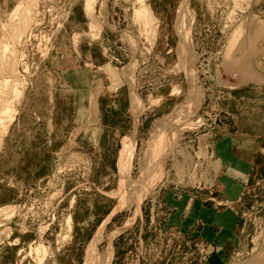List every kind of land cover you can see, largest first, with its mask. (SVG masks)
I'll use <instances>...</instances> for the list:
<instances>
[{
	"label": "rangeland",
	"instance_id": "374dc122",
	"mask_svg": "<svg viewBox=\"0 0 264 264\" xmlns=\"http://www.w3.org/2000/svg\"><path fill=\"white\" fill-rule=\"evenodd\" d=\"M86 1L0 0V42L15 46L18 65V85L3 93L15 111L0 149V210H16L0 214V264H85L101 233L100 264L109 255V264H201L192 243L161 237L155 227L166 218L164 201L173 189L197 182L195 157L207 158L210 135L200 142L193 135H206L216 117L233 109V125L264 148V81L243 82L226 63L232 58L238 66L247 57L250 71L264 80V34L259 39L250 28L264 22V0H93L92 17ZM141 1L156 19L155 40L136 15ZM26 8L34 20L17 32ZM239 28L245 39L242 34L231 48ZM108 65L122 80L115 89ZM74 70L88 72L90 94L102 84L94 124V95L81 99L90 111L85 119L66 80ZM192 79L196 96H190ZM231 93L232 100L225 96ZM193 96L187 119L168 125ZM128 141L134 158L121 176ZM245 204L240 214L247 227H240L242 244L228 264H246L264 251V187L250 189ZM38 245L43 250L36 253Z\"/></svg>",
	"mask_w": 264,
	"mask_h": 264
},
{
	"label": "crops",
	"instance_id": "0c3cea01",
	"mask_svg": "<svg viewBox=\"0 0 264 264\" xmlns=\"http://www.w3.org/2000/svg\"><path fill=\"white\" fill-rule=\"evenodd\" d=\"M66 80L80 96L79 114L87 119L90 111L81 106V99L87 101L85 95L95 94L89 92L88 72L74 70ZM225 96L232 100L234 93ZM231 112L225 114L224 127H217L215 133L211 128L216 138L207 140V158L195 157L202 165L197 182L173 189L164 201L166 218L155 227L161 229V237L167 234L172 241L192 243L203 257L201 264H228L237 254V245L242 244L239 229L245 232L247 227L246 214H240L242 207L250 189L264 187V148L257 147L246 129L233 125ZM194 137L199 142L202 138Z\"/></svg>",
	"mask_w": 264,
	"mask_h": 264
},
{
	"label": "bare ground",
	"instance_id": "6f19581e",
	"mask_svg": "<svg viewBox=\"0 0 264 264\" xmlns=\"http://www.w3.org/2000/svg\"><path fill=\"white\" fill-rule=\"evenodd\" d=\"M184 1H186V0H184ZM140 2V1H139ZM142 2V1H141ZM189 1H187L186 3H188ZM32 3V2H31ZM143 3V2H142ZM33 4V3H32ZM141 4V3H140ZM186 5V4H185ZM33 6V5H32ZM142 6V8L141 9H139V11L136 13V15H138V18L140 19V20H142L143 21V23H144V25H145V28L147 27H150V29H152V31L151 32H153V37H152V39L153 40H155V38H156V35H157V26H156V19H155V17H154V15L152 14V11H151V9L150 8H148L147 6H145L144 5V3H143V5H141ZM187 6V5H186ZM185 6V7H186ZM20 7V6H19ZM17 8V9H19L20 10V8ZM140 7V6H139ZM31 8V7H30ZM16 9V10H17ZM15 10V11H16ZM187 10V9H186ZM185 10V11H186ZM18 11V10H17ZM16 11V12H17ZM19 12V11H18ZM86 12H87V14L89 15V16H94L93 14H94V1L93 0H87L86 1ZM182 13V12H181ZM188 13V12H187ZM187 13H184V14H182V16H181V18H183V20L187 17ZM14 15V14H13ZM12 15V16H13ZM33 15V14H32ZM32 15H31V12H30V9H28V8H26V10L25 11H23V13H22V16H21V19L19 20H17L18 22H19V24L17 25V32H22V30H24L25 28H28V25L30 24V21H31V19H33L32 18ZM15 16H16V14H15ZM15 19V18H14ZM17 19V18H16ZM15 19V20H16ZM15 20H12V22L14 21L15 22ZM34 20V19H33ZM186 21V20H185ZM254 21V20H253ZM253 21H252V23H251V25L252 24H254L253 23ZM11 22V23H12ZM248 22V21H247ZM92 23H94V22H92ZM260 23V22H259ZM95 24V23H94ZM186 25V23H183V25ZM183 25H182V27L179 25V28H177L178 29V32H179V34L180 35H183L182 37H183V39L184 40H186V41H189L190 39H189V37H188V33L187 32H185L184 31V29H183ZM184 25V26H185ZM4 26V25H3ZM12 26V25H11ZM93 26V25H92ZM16 27V26H15ZM95 27V29H96V26H94ZM94 27H93V29H94ZM240 27H242V26H240ZM9 28V27H8ZM14 28V27H13ZM97 28H98V26H97ZM146 28V29H147ZM252 30H253V32H254V34L255 35H257L258 37H259V39H261V37H263V36H261L260 37V34L262 35V34H264V22L262 23V21H261V23L260 24H254L252 27H250ZM247 29V28H246ZM7 30V29H6ZM16 30V29H15ZM28 30V29H27ZM92 30V29H91ZM149 30V29H148ZM235 31V30H234ZM237 31V30H236ZM239 31V32H238ZM238 31L237 32H235L234 33V35H233V37H231L230 38V42L228 43L230 46H231V48H233L235 45H238V44H236L237 43V41L239 40V38L241 37L242 38V34H243V38H244V32H243V30L242 31H240V28L238 29ZM245 31V30H244ZM249 32V31H248ZM25 33V32H24ZM93 33V32H92ZM246 33V32H245ZM19 34V33H18ZM248 34V33H247ZM254 37V39L255 38H257L256 40L258 41V37ZM248 37H249V35H248ZM22 38V37H21ZM2 39V38H1ZM4 39V38H3ZM245 39V38H244ZM249 39H251V37L249 38ZM254 39H253V42L252 43H256L257 41H255L254 42ZM7 40V39H6ZM6 40H5V42H6ZM14 40V39H13ZM183 40V41H184ZM16 41V40H15ZM21 41V40H20ZM242 41V40H241ZM245 41V40H244ZM154 42V41H153ZM239 42V41H238ZM16 43V42H15ZM240 43V42H239ZM8 44L9 43H7L6 42V44L5 43H1L0 42V74H1V76H3V78H4V80L3 81H0V149L2 148V146H3V144H4V139H5V136L7 135V127H8V124H10L11 122H12V118H13V113H14V109H12L11 108V106H9L8 105V101L6 100V98H5V93L4 92H6L5 90L7 89V88H9V87H13V86H16V85H18V81L17 80H14L15 78L14 77H17V73H18V71H17V60H16V55H15V53L17 52L16 50H15V46L14 47H10V46H8ZM248 44H249V41H248ZM251 44V43H250ZM228 45V47L230 48V46ZM245 45V44H244ZM253 45V44H252ZM187 46V45H186ZM249 46V45H248ZM238 47H240L241 48V46L239 45ZM250 47H252L251 45H250ZM187 48V47H186ZM235 48H237V46L235 47ZM235 48H234V50H235ZM239 48V49H240ZM242 49V48H241ZM246 49H247V47H246ZM250 49V48H249ZM234 50H233V52H234ZM229 51V50H228ZM227 51V52H228ZM254 51V50H253ZM257 52V51H256ZM238 53V52H237ZM249 53H250V51H249ZM255 53V52H254ZM254 53H253V55H254ZM259 53V52H258ZM227 54H229V52L227 53ZM240 54H242L241 52H240ZM256 54V53H255ZM244 55V54H243ZM248 55H250V54H248ZM228 56H230V57H233V56H231V54L230 55H228ZM256 56V55H255ZM254 56V57H255ZM244 57H245V55H244ZM243 57V58H244ZM248 57H250V56H248ZM234 58V57H233ZM246 59H247V57H245ZM187 59V58H186ZM229 60H227V66H229V68H235V69H237V71L239 70L240 71V73L242 74V77H241V75L239 74V77H241L242 78V80H243V82H257V83H259V81L260 82H262V81H264L263 80V77H259V76H256L255 74H253L251 71H250V69L248 68V65L246 64V59H243V63L242 64H240V65H238L237 66V63H235V61L232 59V58H228ZM235 59V58H234ZM248 59H250V58H248ZM252 59V58H251ZM236 60V59H235ZM242 60V59H241ZM244 60L246 61V62H244ZM250 61V60H249ZM239 63H240V59H239ZM248 63V62H247ZM252 63V62H251ZM225 64V63H224ZM249 64V63H248ZM250 66V65H249ZM107 72L111 75V78H113V79H111V80H113L112 82H114V85H113V83H112V86H113V88L114 87H116L117 85H121V78H120V75H119V73L118 72H116V70H115V68H113L111 65H108L107 66ZM229 70V69H228ZM233 70V69H232ZM231 70V71H232ZM233 71H235V70H233ZM254 72V71H253ZM189 73V72H188ZM235 73V72H234ZM255 73V72H254ZM190 75V74H189ZM0 76V77H1ZM238 77V76H237ZM11 79H12V81H11ZM17 79V78H16ZM14 80V81H13ZM19 80V79H18ZM193 80V81H192ZM191 80V83H192V88H191V92H190V96L191 95H198V94H196L197 93V88H196V83H195V80L194 79H192ZM20 82V81H19ZM264 83V82H263ZM97 84V83H96ZM11 85V86H10ZM6 88V89H5ZM102 84L99 82L98 83V85H97V88H96V92H95V94H94V96H93V98H92V110H91V115H92V123L94 124L95 122H97L98 121V113H99V111H98V102H97V100H98V98H99V95H100V92L102 91ZM113 88H111V89H113ZM5 89V90H4ZM115 89V88H114ZM8 91V90H7ZM3 93H4V95H3ZM16 95H18L19 97H21L22 95H20L19 93H18V91L16 92ZM195 96H193V97H189L190 98V100L188 101V103H190L189 105L187 104V105H181V106H178L179 108L177 109V112L176 113H173L172 115H170L167 119H166V121H167V124L168 125H170V126H176V125H181V123H183V119H185L187 116H188V114H187V116H185V115H183V114H185V112H186V110L190 107V105H192L193 103H195V102H197V98L195 99ZM199 97V96H198ZM82 99H84V97L82 98ZM138 102V101H137ZM187 103V102H186ZM135 108H136V105L134 104L133 105ZM190 109V108H189ZM134 110H136V109H134ZM138 110V109H137ZM189 115H191V113L189 114ZM190 117V116H189ZM192 118V117H191ZM187 119V118H186ZM6 120V121H5ZM165 120V119H164ZM190 120V119H189ZM190 122V121H189ZM202 122V121H201ZM200 122H196V123H192V125H191V130L192 129H197L198 128V126H200V124H199ZM186 124V123H185ZM203 123H201V125H202ZM167 125V126H168ZM188 125V124H187ZM173 126V127H174ZM190 126V125H189ZM186 127V126H185ZM169 128H171V127H169ZM179 128V127H178ZM162 129V128H161ZM83 130H85V128L83 127V128H80V129H78V134L80 133V132H82ZM158 132V131H157ZM165 132V131H164ZM180 133V132H179ZM163 135V134H162ZM162 137V136H161ZM180 138V137H179ZM131 140V139H130ZM134 151H135V146H134V144L131 142V141H128V142H126L125 143V145H124V149H123V153H122V158H121V160H122V162H121V166H120V172H121V176H125L124 174L125 173H127V172H130L129 170H130V168H131V165H132V161H133V158H134ZM122 184H123V182H121ZM125 184V183H124ZM127 194V193H126ZM129 196V195H128ZM125 197H127V195L125 196ZM143 198V197H142ZM141 198V199H142ZM140 199V200H141ZM126 203V202H125ZM133 205V204H132ZM14 210H16V208L15 207H12V206H9V207H6V208H4V209H2V210H0V214H9V213H11V212H13ZM111 217H112V215H111ZM69 219V218H68ZM70 220V219H69ZM69 222V221H68ZM67 222V223H68ZM70 222H72V221H70ZM69 226H70V224H68ZM105 225H106V222L103 224V226H102V232H103V230H104V228H105ZM68 226V227H69ZM70 229H72V228H70ZM69 229V230H70ZM41 234H43V232L41 233ZM103 233H101V234H99V236L98 237H96L94 240H93V242H92V244H91V248H90V250H89V253H88V256H87V259H86V263L85 264H100L101 262H102V258H100V257H98V253H99V244L101 243V241H102V235ZM9 237V236H8ZM69 236H67V238H68ZM71 238V237H70ZM61 239H64L63 237H61ZM65 240V239H64ZM71 240V239H70ZM65 243V242H64ZM101 245V244H100ZM35 246V245H34ZM43 250V246L41 245L40 247H39V245H38V248L36 249V253H39V252H41ZM32 252V251H31ZM259 256L258 257H255L253 260H250L248 263L246 262V264H264V251L262 250V253H260L259 252V254H258ZM109 258H108V261H106V263L107 264H109V261H110V258H111V255H109L108 256ZM104 258V257H103ZM106 258V257H105ZM105 261V260H104ZM44 262H45V260L43 259V260H40V262H39V264H44ZM103 264H105V263H103Z\"/></svg>",
	"mask_w": 264,
	"mask_h": 264
},
{
	"label": "built area",
	"instance_id": "2783aa9c",
	"mask_svg": "<svg viewBox=\"0 0 264 264\" xmlns=\"http://www.w3.org/2000/svg\"><path fill=\"white\" fill-rule=\"evenodd\" d=\"M225 121H227L225 116H224V118L222 117V115L216 117L215 125H212V127H211V128H213L212 132L215 133L216 131H218V130H217V127H220V126H221V127H224ZM199 124H200V123H199ZM226 125H227V124H226ZM203 127H204V125H201L200 128H203ZM211 128H210V129H211ZM195 130H196V129H195ZM210 131H211V130H210ZM210 131H209L206 135H201V134H200V137H203V138H204V137H207L208 135H210L209 138H212V139H213V138H216V136H215L213 133H211ZM194 136H196L195 133H194ZM198 136H199V135H198ZM209 138H208V139H209ZM208 139H207V140H208ZM205 145H206V149H208L209 144H208L207 141H206ZM197 160H198V163H197V164L195 165V167H194V170H195V171L200 170V167H202V165H201V166L199 165V160H200V159H197Z\"/></svg>",
	"mask_w": 264,
	"mask_h": 264
}]
</instances>
